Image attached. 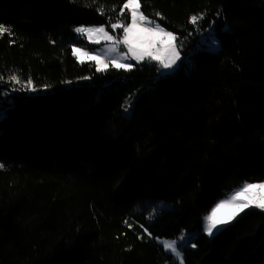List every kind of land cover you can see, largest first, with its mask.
I'll return each instance as SVG.
<instances>
[{"label": "trees", "instance_id": "trees-1", "mask_svg": "<svg viewBox=\"0 0 264 264\" xmlns=\"http://www.w3.org/2000/svg\"><path fill=\"white\" fill-rule=\"evenodd\" d=\"M125 3L0 0V76L36 88L0 83L14 101L0 120V264H173L157 239L181 232L184 264H264V211L212 237L201 227L225 193L264 179V0H140L193 65L96 72L73 56L74 28L113 32L131 21ZM212 27L219 46H199Z\"/></svg>", "mask_w": 264, "mask_h": 264}, {"label": "snow or ice", "instance_id": "snow-or-ice-1", "mask_svg": "<svg viewBox=\"0 0 264 264\" xmlns=\"http://www.w3.org/2000/svg\"><path fill=\"white\" fill-rule=\"evenodd\" d=\"M70 2L75 3L76 0H70ZM140 8V0H126L124 8L120 10V13L122 14L124 9H128L130 11L131 22L125 23L123 20L118 19L115 23H111L112 29L122 28L123 37L121 39H117L115 36L109 35L103 25L99 27L80 25L74 28V32L80 36H86L89 41L93 39L94 34L102 37V39L106 41H111L112 43L108 45L109 51H119V45H125L128 53H131V56H126L121 53L123 59L120 62L113 60L112 66L118 71L123 70L124 72H129L136 66L130 61L134 60L139 63L147 58L150 62L158 61V72L161 75L167 72H174L176 68L180 66L178 62L185 59L181 57L177 45L172 43V41L177 39L176 35L173 32L166 31L154 20H150L148 16H145L143 12L140 11ZM98 11L103 14L102 8H98ZM154 15L159 17L161 14L156 12ZM203 15L204 14L201 13L199 15L190 16V22L192 24H196L198 20L203 18ZM217 15H219V12ZM146 25H153V27H147ZM4 33H9L11 35V29L5 27L4 25H0V35H3ZM158 34H162L167 37L169 41L166 45L167 54L165 56L160 55L161 48L158 46L162 42L154 39V37ZM209 35L212 36V33L209 32ZM96 42L98 43L99 40ZM182 44L183 41H181V45ZM211 44L213 47H218V41L214 36H212ZM141 45H147V48H143ZM80 51L81 50L79 48H72L73 56H75L79 62L83 63L84 61L79 55ZM90 59L95 61L96 72H104L107 70L108 64L101 60L98 56L90 57ZM79 79L90 80L91 77L85 76ZM0 83L21 85L19 88H12L11 91H36L31 77H29L26 82L22 84L21 77L14 72L9 75L7 81H4V78L0 76ZM10 95V92L0 93V120L7 117L8 111L14 105V101L9 99ZM129 99H131V97ZM125 103L128 104V101ZM5 104L7 107H4ZM130 107L131 105L128 104V107H125L124 109L125 112H128ZM3 168L4 165L0 163V169ZM225 196L227 199L221 200L211 209L210 214L202 217V231L209 237L214 236L221 230V226L231 223L241 213L245 212L246 209L254 207L264 211V183L251 184L245 181L238 188L232 189L230 193H225ZM223 206H232L235 210L226 216L218 217L217 209ZM156 210V208L152 209V212L148 216L149 220L155 218ZM124 223L128 225L127 220H125ZM128 227H131V225H128ZM141 227H143V225H141ZM143 230L151 238L152 234L148 232V229L144 228ZM188 239L189 234L181 232L178 238L164 240L162 242V247L165 249L166 253H170L173 256V264H184L182 247L185 246ZM191 247L195 248L196 245L192 244Z\"/></svg>", "mask_w": 264, "mask_h": 264}, {"label": "rangeland", "instance_id": "rangeland-1", "mask_svg": "<svg viewBox=\"0 0 264 264\" xmlns=\"http://www.w3.org/2000/svg\"><path fill=\"white\" fill-rule=\"evenodd\" d=\"M128 10V9H127ZM129 11V10H128ZM140 11L143 12L140 8ZM130 12V11H129ZM144 14V13H143ZM145 15V14H144ZM146 16V15H145ZM150 20H154L152 18L149 17ZM156 23H159L158 21L154 20ZM131 22V21H130ZM160 24V23H159ZM103 24H89V25H85L83 24V26H95V27H99ZM161 25V24H160ZM80 26V25H79ZM106 29V31L109 33V35L115 36L117 39H121L123 37V32L122 34L117 33V29H113L114 31H109L106 25H103ZM147 27H153V25H146ZM162 26V25H161ZM163 27V26H162ZM166 31H169L168 29H166L165 27H163ZM171 32V31H170ZM209 32L212 33V36H214L217 41H218V46H219V39L216 35V30L214 27L210 28L203 37H201L202 40H200V45L199 46H206L209 49H216L217 47H213L211 44L212 41V36L209 35ZM77 37L81 40L82 38L84 39V43L82 45H75L74 47L79 48L81 51L79 53L81 59L85 62V61H94L92 59H90V57L93 56H98L101 60H103L105 63L108 64V67L110 66V64L113 63V60L120 62L123 57L121 55V53L125 54L126 56H131V53H128L127 47L123 44L119 45V51H109L108 45H110L112 42L111 41H106L104 39H102V37L94 34L93 35V39L91 41H89L86 36H80L79 34H77ZM155 40L160 41L162 43H160L158 46L161 48V56H165L166 53V45L169 42L168 38L163 36L162 34H158L154 37ZM99 40V42L97 43L96 41ZM202 42V44H201ZM172 43L176 44L175 41H172ZM141 47L143 48H147V45H141ZM94 50H98V51H94ZM182 57V56H181ZM183 58V57H182ZM147 59V58H146ZM134 60L130 61L131 63H133ZM128 62V61H125ZM179 65H184L185 69H189L192 65V59L190 57H186L185 60L182 62H178ZM179 66V67H180ZM178 67V68H179ZM177 69V68H176ZM251 184H260V183H264V179L261 181H255V182H248ZM239 187V186H238ZM236 187V188H238ZM234 188V189H236ZM232 191V190H231ZM230 191V192H231ZM228 192V193H230ZM254 194V193H253ZM223 199H227L226 196H223L222 198H220L214 205L213 207H215V205L217 203H219L221 200ZM161 206H164V204H162ZM212 207V208H213ZM211 208V209H212ZM235 209L232 206H223L219 209H217V216L218 217H223L226 216L227 214L231 213L232 211H234ZM211 213V210L209 211L208 214ZM206 214V215H208ZM225 226V225H223ZM221 226V228L223 227ZM189 234V233H187ZM190 236V234H189ZM164 240H172V239H168V238H158L157 241L158 243L162 244V242ZM189 240V239H188ZM188 240L186 241V243L188 242ZM184 247V246H183ZM182 247V248H183ZM183 261H184V256H183Z\"/></svg>", "mask_w": 264, "mask_h": 264}]
</instances>
